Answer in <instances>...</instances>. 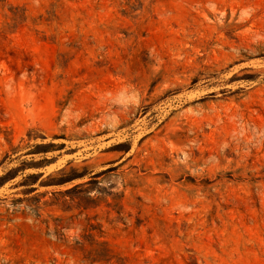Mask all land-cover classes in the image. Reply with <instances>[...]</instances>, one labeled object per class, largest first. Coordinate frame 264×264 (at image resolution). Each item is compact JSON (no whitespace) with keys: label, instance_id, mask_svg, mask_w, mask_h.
Listing matches in <instances>:
<instances>
[{"label":"rangeland","instance_id":"1","mask_svg":"<svg viewBox=\"0 0 264 264\" xmlns=\"http://www.w3.org/2000/svg\"><path fill=\"white\" fill-rule=\"evenodd\" d=\"M0 264H264V0H0Z\"/></svg>","mask_w":264,"mask_h":264},{"label":"trees","instance_id":"2","mask_svg":"<svg viewBox=\"0 0 264 264\" xmlns=\"http://www.w3.org/2000/svg\"><path fill=\"white\" fill-rule=\"evenodd\" d=\"M38 147H40V146H38Z\"/></svg>","mask_w":264,"mask_h":264}]
</instances>
